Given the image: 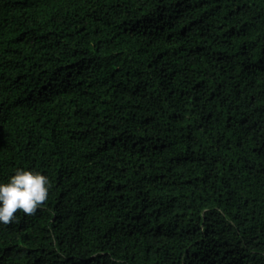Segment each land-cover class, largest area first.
Wrapping results in <instances>:
<instances>
[{
    "label": "trees",
    "instance_id": "16d2710c",
    "mask_svg": "<svg viewBox=\"0 0 264 264\" xmlns=\"http://www.w3.org/2000/svg\"><path fill=\"white\" fill-rule=\"evenodd\" d=\"M0 264H264V0H0Z\"/></svg>",
    "mask_w": 264,
    "mask_h": 264
},
{
    "label": "clouds",
    "instance_id": "9594fccd",
    "mask_svg": "<svg viewBox=\"0 0 264 264\" xmlns=\"http://www.w3.org/2000/svg\"><path fill=\"white\" fill-rule=\"evenodd\" d=\"M49 178L34 170L16 169L8 181L0 182V223H11L17 211L31 215L48 198Z\"/></svg>",
    "mask_w": 264,
    "mask_h": 264
}]
</instances>
